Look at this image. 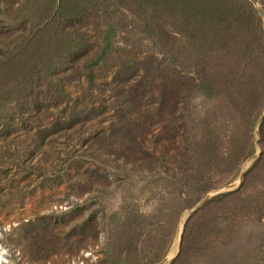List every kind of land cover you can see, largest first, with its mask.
Here are the masks:
<instances>
[{
    "label": "rangeland",
    "instance_id": "374dc122",
    "mask_svg": "<svg viewBox=\"0 0 264 264\" xmlns=\"http://www.w3.org/2000/svg\"><path fill=\"white\" fill-rule=\"evenodd\" d=\"M117 5L95 85L91 52L50 86L53 3L0 0V264H264V0Z\"/></svg>",
    "mask_w": 264,
    "mask_h": 264
},
{
    "label": "trees",
    "instance_id": "16d2710c",
    "mask_svg": "<svg viewBox=\"0 0 264 264\" xmlns=\"http://www.w3.org/2000/svg\"><path fill=\"white\" fill-rule=\"evenodd\" d=\"M125 1L126 0H51L53 6L47 10L51 15L48 14L47 11V15L43 14L41 19L36 22L27 36V43H24V49L27 47L28 49L31 48V50L28 51V55H30L31 58V60H29L30 62L33 61L37 63L40 61L39 58L42 51L48 50V52H53L49 57L51 60L46 67V76L49 80L48 84L50 86H52L53 82H55L52 80H54V73H57L55 64L58 62V56L60 54V56L65 57L64 59H68L72 62L75 59L77 60L88 57L91 52L94 54L90 56V59H88L89 61L79 65V71L83 68L82 70L84 71V74H86L88 84L90 86L95 85L93 81L95 77L93 68L98 66L109 53V49L112 44V37L115 35L117 28L114 21V15H121L122 13L115 10V8H118L119 5L117 4ZM111 2L115 3V6H113L114 4L110 5ZM182 6L190 9L188 5L185 6L184 4ZM225 6L226 5L224 4V7ZM184 7L181 8L180 6L179 10H185ZM146 8L148 7H142L144 10H146ZM17 14L18 16L15 17L16 20L20 18L24 21L23 23H25L31 18L30 16H33V11L20 10ZM195 15H198L197 10ZM218 15L219 14L217 13H213L212 16L217 18ZM88 18L92 20L94 19L96 28L99 29L100 32H102V27L98 24L99 19L103 18V22H106L104 23L105 30L102 32L101 42L96 43V47L93 43H90V41H82V38L80 39L77 36V34H80V30ZM144 27L146 30H149L151 34L155 33L151 18L144 20ZM80 35L83 34L81 33ZM93 47H95V51L91 50ZM80 73H82V71H80ZM23 77L24 81L29 80L27 78L28 75L24 74ZM30 81L33 82L32 79ZM32 85L33 89L34 87H38L35 83H32ZM29 89H31L29 86L25 87L22 92L26 94L32 93L33 89L28 91ZM57 92L60 95H64V98L66 99L64 102H67V100L70 99L66 93L63 94L59 90ZM114 127L115 125H113V128Z\"/></svg>",
    "mask_w": 264,
    "mask_h": 264
},
{
    "label": "bare ground",
    "instance_id": "6f19581e",
    "mask_svg": "<svg viewBox=\"0 0 264 264\" xmlns=\"http://www.w3.org/2000/svg\"><path fill=\"white\" fill-rule=\"evenodd\" d=\"M174 253V251H172V253L171 254H173ZM166 262V261H165Z\"/></svg>",
    "mask_w": 264,
    "mask_h": 264
},
{
    "label": "water",
    "instance_id": "95a60500",
    "mask_svg": "<svg viewBox=\"0 0 264 264\" xmlns=\"http://www.w3.org/2000/svg\"><path fill=\"white\" fill-rule=\"evenodd\" d=\"M250 1H252L253 2V0H250ZM206 199V198H205Z\"/></svg>",
    "mask_w": 264,
    "mask_h": 264
}]
</instances>
